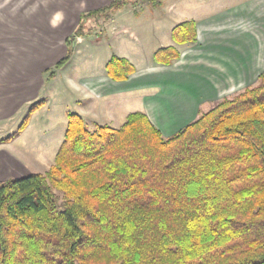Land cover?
Listing matches in <instances>:
<instances>
[{
	"label": "trees",
	"instance_id": "obj_1",
	"mask_svg": "<svg viewBox=\"0 0 264 264\" xmlns=\"http://www.w3.org/2000/svg\"><path fill=\"white\" fill-rule=\"evenodd\" d=\"M172 38L197 42L196 21ZM180 57L174 45L155 53ZM106 69L116 81L137 70L120 56ZM68 117L46 171L0 181V264H264V71L170 136L144 110L118 128Z\"/></svg>",
	"mask_w": 264,
	"mask_h": 264
},
{
	"label": "rangeland",
	"instance_id": "obj_2",
	"mask_svg": "<svg viewBox=\"0 0 264 264\" xmlns=\"http://www.w3.org/2000/svg\"><path fill=\"white\" fill-rule=\"evenodd\" d=\"M18 1L1 0L0 68L8 70L14 62L16 65L29 63L28 78H41L42 83L39 96L27 101L23 110L0 118V142L7 144V149L32 172H44L53 164L64 138L69 113L80 114L91 129L98 124L118 128L126 121L128 113L142 110L145 98L155 109H166L175 101L173 95L185 93L190 97L186 86L168 79V75H189V71L201 80L199 75L215 72L212 74L217 76H212L214 82H218L215 87L218 90L220 87L217 95H201L194 103L195 110L201 103V110L207 111L224 97L233 96L257 83L245 85V77L238 78V74L233 77L230 72L237 68L226 67V63H233V59L228 58L227 53L208 48L205 40L194 48L186 45L183 58L175 65L160 66L156 62L155 53L173 42V27L183 18L208 13L210 8L205 9L204 4L191 5L180 0H122L127 4L118 10L90 15L88 13L95 10L92 8L97 4H86V0H38L36 4H19ZM204 2L211 4L213 0ZM30 9L37 15L36 19H24ZM238 22H222L214 17L202 20L201 25L204 30L213 29L211 23L220 29L238 28L248 26L250 21ZM17 25L18 28L14 27ZM79 25L82 33L76 34ZM257 42L264 45V0H257ZM70 47V59L53 76L55 63L67 55ZM59 48L62 54L57 57ZM212 54L217 60L210 65L207 55ZM53 55L56 57L51 58ZM113 56L126 57L143 73H159L165 78L146 83L150 88L140 86L109 92L98 99L89 97L82 81L89 84L111 78L106 64ZM262 66L264 46L262 53L257 55V72ZM223 73L231 81L226 85L220 84ZM28 85L31 86V82ZM26 117L29 122L25 128L32 124L18 133Z\"/></svg>",
	"mask_w": 264,
	"mask_h": 264
},
{
	"label": "crops",
	"instance_id": "obj_3",
	"mask_svg": "<svg viewBox=\"0 0 264 264\" xmlns=\"http://www.w3.org/2000/svg\"><path fill=\"white\" fill-rule=\"evenodd\" d=\"M111 1L113 0H86V4H97L92 8L96 9L107 5ZM180 1H186L191 5L204 4L205 9L210 8V11H208V13L202 14L201 16H189L188 18H183L182 22L186 20L196 21L197 42L178 44L173 40L172 44L170 45L176 46L181 51V57L172 65H175L183 58V51L185 50L186 45L194 48L198 42L205 40L208 48L211 50L215 49L217 52L221 51L222 53H227L228 58L231 60L233 59V63H226L227 68H237V70L232 69V72H230L232 73L233 77L237 76V74L238 78L242 79L245 77L247 82L245 85H251L255 83L259 75L264 71V66H262V69L257 72V55L259 52L262 53V47L264 46L257 42V0H213L212 3L214 4L204 2V0ZM3 2L1 3L0 0V4L3 5ZM18 2L19 4H36L39 1L20 0ZM6 3L11 2L7 1ZM214 17L215 19H221L222 22L225 20H227V23L232 21L233 24L234 21L238 22L240 20H249L250 22L248 26H238V28L224 27V29H220L219 27H216V24L211 23L210 25L213 29H205V32L204 28H202L201 21ZM36 18L37 15L35 12L30 9L29 15L24 19L33 20ZM250 25L254 26L250 27ZM14 27L18 28V25ZM8 29L11 28L9 27ZM61 50L62 49L59 48L57 52L58 54H56L57 57L62 54ZM51 52L53 53V50ZM56 56L53 55L51 58ZM215 59L217 60L215 55H207L208 64H215L213 63ZM3 63L5 64V62ZM14 63L8 70L0 68V118L13 114L16 110H20L27 101H32L33 98H37L39 96V90L42 83L41 78L38 80L36 78L33 80L32 77L28 78V70L31 68L28 62V64L25 65L21 63L16 65V62ZM159 65L167 67L172 66L163 64ZM192 73L193 72L189 71V75H168V79L172 82L175 81L186 86L187 89H189L188 92L191 93L190 97H187L185 93H177L173 95L175 101L170 103L166 109H160L159 107L158 109H155L146 98L142 103V110L148 114L153 123L166 136L176 133L178 130L197 117L199 111L201 110V103L197 105L196 110L194 109V103L201 95H206L208 97L217 95L218 91L220 90V87L219 90L217 87H215V84L218 82H214V78L212 77L214 76L212 74H215V72H207L205 76L199 75L203 80L195 78L191 75ZM24 77L26 79H24ZM107 78L108 79H105L102 82L95 81L89 84L82 81L84 83L83 88L88 93V96L98 99L101 98L102 95L109 92H122L140 86L150 88L151 86L149 84H145L155 79H163L165 76L163 74L160 75L159 73H143L141 70L137 69L136 72L131 74L127 80L116 81L109 77ZM228 78L229 77L223 73L220 77V84L224 83V85H226L229 83L230 79ZM30 82L31 86L28 85ZM80 88H82V86H80ZM31 124L32 122L28 125V127ZM47 139L50 140L49 137H47ZM31 172V169L27 167L26 163L18 159L7 149V144L0 142V181L6 180L13 176L22 177Z\"/></svg>",
	"mask_w": 264,
	"mask_h": 264
}]
</instances>
